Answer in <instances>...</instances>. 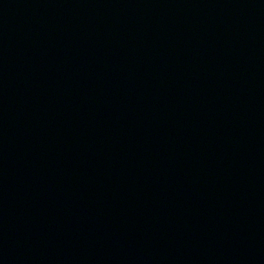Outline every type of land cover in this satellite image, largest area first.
Listing matches in <instances>:
<instances>
[{
  "label": "water",
  "instance_id": "95a60500",
  "mask_svg": "<svg viewBox=\"0 0 264 264\" xmlns=\"http://www.w3.org/2000/svg\"><path fill=\"white\" fill-rule=\"evenodd\" d=\"M0 264H264V0H0Z\"/></svg>",
  "mask_w": 264,
  "mask_h": 264
}]
</instances>
